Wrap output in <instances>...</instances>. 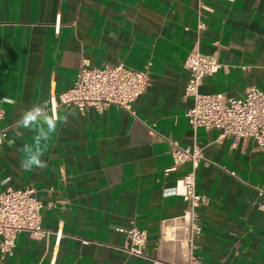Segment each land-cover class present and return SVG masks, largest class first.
Returning a JSON list of instances; mask_svg holds the SVG:
<instances>
[{"label":"crops","instance_id":"1","mask_svg":"<svg viewBox=\"0 0 264 264\" xmlns=\"http://www.w3.org/2000/svg\"><path fill=\"white\" fill-rule=\"evenodd\" d=\"M195 45L215 51L220 63L200 92L238 97L248 86L264 88V0H0V125L7 129L0 192L33 186L49 231L19 232L1 264H182L187 241L169 232L183 223L187 203L161 189L190 164L165 171L170 140L202 148L195 186L207 202L197 208L194 249L202 264H264V149L251 138L190 127L183 62ZM82 59L146 69L149 84L133 113L57 106V115H74L44 150L47 167L21 170L18 149L32 133L15 122L70 87ZM131 226L147 231L143 257L120 249Z\"/></svg>","mask_w":264,"mask_h":264},{"label":"built area","instance_id":"2","mask_svg":"<svg viewBox=\"0 0 264 264\" xmlns=\"http://www.w3.org/2000/svg\"><path fill=\"white\" fill-rule=\"evenodd\" d=\"M204 26L198 16L197 29ZM183 66L188 75L184 95L193 99L192 106L185 112L190 127L204 130L215 128L219 130V137H231L235 141L251 138L259 148L264 149V88L248 86L238 97L226 96L221 92H200L203 77L215 72L220 63L215 51L203 52L196 45L185 56ZM148 84L146 69H133L122 62L90 65L86 59H82L72 85L52 95L49 108L54 113L57 106L76 107L82 111L94 107L102 111L114 105L133 113L132 102L145 92ZM2 116L3 110L0 109V119ZM0 135H7V129L1 125ZM170 153L172 164L165 171L175 170L184 163H189L190 169L161 189L162 195L180 196L187 203L180 217L183 223L174 226L169 234L172 239L185 238L187 241L188 252L182 264H202L194 252L195 239L202 229L197 208L207 202L206 195L197 192L195 186V169L204 160L202 148L196 143L182 146L176 140H170ZM41 207L42 203L31 185L8 187L0 192V264L5 255L12 253L19 232H29L36 238L49 233L41 226ZM125 232L128 243L120 249L132 256H145L147 231L131 226ZM161 232L164 233L163 230ZM154 264H158V261H154Z\"/></svg>","mask_w":264,"mask_h":264},{"label":"clouds","instance_id":"3","mask_svg":"<svg viewBox=\"0 0 264 264\" xmlns=\"http://www.w3.org/2000/svg\"><path fill=\"white\" fill-rule=\"evenodd\" d=\"M4 104L14 105L15 99L5 97L2 101ZM74 115L69 112L64 116L57 115L49 108L48 100H41L26 108L19 119L15 122L19 129L27 130L32 133L31 143H23L18 151L21 153L19 167L21 170L30 172L34 169L47 167V162L42 158L44 150L48 147L49 142L58 133L59 127L66 122L68 116ZM5 142V137L0 135V144ZM12 144V140L7 141Z\"/></svg>","mask_w":264,"mask_h":264}]
</instances>
